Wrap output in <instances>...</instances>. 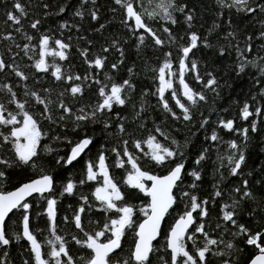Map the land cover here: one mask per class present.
<instances>
[{"label": "snow or ice", "instance_id": "1", "mask_svg": "<svg viewBox=\"0 0 264 264\" xmlns=\"http://www.w3.org/2000/svg\"><path fill=\"white\" fill-rule=\"evenodd\" d=\"M86 2L88 0H80L72 15L83 20L87 11L90 20L97 21L96 0H90L92 7L88 9L84 8ZM113 2L121 10L120 23L126 27L128 34L135 37L137 49L151 45L153 50H160L162 60L158 67L152 69L153 79L158 80V86L151 94L159 97V105L173 120L182 119L189 124L195 122L197 131L204 130V144L209 146L196 149L192 167L186 168L185 149L189 146V140L185 139L181 143L155 121L154 129H148L143 138L138 137L137 130L146 127L143 120L147 119L145 97L149 94L148 88H143L134 101L132 97L136 85L131 79L132 68L127 69L129 78H121L119 82L109 71L104 70L109 48L118 51L120 57L107 66L110 70H119L123 60L120 40L112 38L107 46L101 45L100 51L96 53H91L88 47L78 48L79 56L89 68L103 72V80L95 72L89 73L87 70L83 76L72 73L55 63L56 58L66 60L72 47L71 36L65 42L62 38L48 34V29L41 32L43 21L40 16L32 18L29 15L33 6L23 0H11L4 15L6 22H11L12 30L0 33V39L8 42L9 58L19 55L13 48L20 50L23 56L32 61L29 68L35 69L36 73H48L50 70L58 84L56 88L41 89L45 93L41 96L38 91L29 89L27 84L30 78L39 82L41 77L22 70L19 65L0 55V72L14 74L17 78L16 87L23 88L25 97H18L11 83L0 84V93H3V98H0V183L10 181L13 170L23 168L33 173V176L18 183L12 190H0V264H11L8 259L9 248L21 240L27 242L25 251L28 254V259H22L21 264H264V165H257L261 176L254 181V185H259L258 190L249 184L248 178L253 175L252 171L245 172L248 159L251 158L247 151L250 133H264V120H261L260 128L257 124V118H264V55L253 53L255 37L251 33H241L233 27V10L245 17H259L257 23L260 29L256 36L264 41V0H215V17L223 18L228 28L222 37H217L215 48L222 57L226 46H235L238 59L234 71L237 76L248 68L257 69L261 77L256 81L260 85L258 95L261 99L257 101L253 95L251 104L248 100L241 103L238 118L243 122L242 125H237L233 118L217 115L210 131V115L199 112V108L208 104L205 90L219 95L217 89L221 85L211 71L206 72L202 78L197 60H189V57L190 54L195 56L193 50L200 44L205 48L214 47L208 34L219 28L220 24L214 19L208 33L199 35L193 30L197 19L196 5L189 4L187 0H155L154 3L148 0L147 5L142 4L141 0ZM38 8L42 16L47 18L53 14L69 12L72 5L66 7L63 0H56L55 3L41 0ZM110 11L115 14L117 9L111 8ZM175 13H179L187 25L183 34L172 30L171 26L180 23ZM157 18L164 23L154 27L149 21H156ZM26 19L28 28L36 32L35 44L31 43L33 35L22 23ZM58 27L61 30H79L81 26L61 20ZM104 28L105 24L101 23L94 30L99 32ZM13 33L20 34L27 42L22 45L16 43ZM220 39L226 42V46L218 42ZM87 43L91 45L93 42L89 39ZM166 44L169 50L164 51ZM173 46L178 49L176 62L179 94L184 97V102L177 98L178 91L173 87ZM259 51L264 53V43L260 45ZM47 57H52L51 64ZM186 70L195 73L194 79L202 83L200 90L186 83ZM168 90H171V99L175 101L174 107L180 109L179 113L174 111L165 96ZM86 91L91 93V102L87 104L83 103ZM53 94L55 100L51 99ZM30 101L42 105V109L38 113L28 110ZM118 108L129 109V112L121 115L120 110H114ZM196 113H199L198 118ZM142 114H145L143 120ZM45 120L49 123L47 130L42 124ZM133 123L136 124L135 128L131 127ZM94 125L102 128L105 139L114 136L116 143L110 144L107 149L101 143L91 158L84 159V156L92 152L91 145L95 143V135L88 132V128ZM217 129L232 133L234 138L224 141ZM153 130L168 143L158 140ZM43 138L66 144L69 148L64 155L53 157L59 169L55 174L43 163L44 154L54 151L49 143H43ZM260 138L264 144V134ZM219 143L226 144L231 151L225 155L217 152L212 190L200 196L197 193L203 183V176L199 166L209 158L211 150ZM130 144L143 157H147L146 163L165 169L164 174H156L143 167L141 157L129 150ZM143 145L147 146V151L143 150ZM106 151L114 154V166L124 170L121 183L144 193L148 198L139 208L144 219L138 224L133 221L137 205L125 200L120 185L110 174ZM225 159L227 164L224 163ZM81 160L83 165L78 180H74L71 173L64 180H57L60 172L66 167H74ZM221 169L226 171L227 176ZM228 177H235L238 182L226 183ZM87 182H95L91 191L92 199L76 192L77 185L83 186ZM57 183L60 186L59 194L56 192ZM64 194L78 195L71 216L62 217L63 222L76 233L65 234L79 246L74 251L69 247L65 235L57 232V201ZM217 199L221 201L218 205ZM176 204H183L184 209L166 230L164 244L157 247L153 241L160 234L165 216L171 215L169 210ZM246 204L248 208H245ZM212 206H216L218 211L215 219ZM37 207L42 211H36ZM93 209L102 213L101 220L91 219ZM17 212L18 222L12 219ZM241 214L254 222L255 226L241 222ZM42 215L46 224L44 229L33 222L34 217L39 219ZM85 219L88 225L94 227L87 228ZM8 220L12 221L11 225L7 223ZM127 228H134L135 240L125 254L122 237ZM37 233H43L44 238L38 240ZM188 242H191V247ZM246 249L250 251L244 255ZM160 251L166 255H158Z\"/></svg>", "mask_w": 264, "mask_h": 264}, {"label": "trees", "instance_id": "2", "mask_svg": "<svg viewBox=\"0 0 264 264\" xmlns=\"http://www.w3.org/2000/svg\"><path fill=\"white\" fill-rule=\"evenodd\" d=\"M24 3L30 4L33 7L31 8L29 15L32 18H36V16H40L43 23L40 26V31L43 32L45 29H48V34L54 35L57 38H62L65 42H68L69 36H71V45L72 47L69 49V54L65 61H60L59 58L55 59V63L61 65L62 69H66L71 71L72 73L80 74L83 76L85 71L87 70L89 73H96L98 77L103 80V72H96L95 69L89 68L83 62V58L79 56L78 48L88 47L91 53H96L100 51L101 45L107 46L108 42L112 38H117L121 42V47L123 50V60L121 65L119 66V70H110L107 65L115 62L120 57V53L112 48H109L107 56V65L105 66V71H109L110 75L119 82L121 78H129V73L127 69L129 67L132 68V75L131 79L136 85L135 88V95H133L132 99L135 101L138 98V94L142 91L143 88H148L149 94L145 97L146 103V115L147 119L143 120L142 114L141 119L145 123L146 127L144 130H137L136 135L138 137L143 138L146 135L148 129H154L153 121H155L159 126L167 133H170L172 137H175L181 143L184 142L185 139L189 140V146L185 149L186 153V168L192 167V161L195 159L196 149H199L203 146H209L204 144V130L197 131L195 122L189 124L188 122H184L181 120H173L167 113L164 112L162 107L159 105L158 100L159 97L156 95H152L151 93L155 91L156 86H158V80L153 79V71L152 69L158 67L159 62L162 60V56L159 49L153 50L151 45L147 48L142 47L141 49H137L135 37L127 33V29L124 25L120 23L121 21V10L119 6L115 5L113 0H96L95 7L98 9V19L97 21H91L88 12L85 11L84 19L81 20L80 18L74 17L72 12L76 10V6L79 5L80 0H63V3L67 7L68 5H72V8L69 12L60 13L59 15H51L50 17L44 18L42 13L39 12V4L41 0H23ZM51 3H55L56 0H49ZM155 0H153V3ZM189 4L196 5V22L194 23L193 30L197 31L199 35L203 36L208 33L209 28L212 26L214 19L220 24V27L217 28L214 32L208 34V38L211 42H213V48H205L202 44L198 46L197 49H194L195 56L189 57V60L195 58L198 63V72L200 73L201 77L203 78L206 72L211 71L217 77L218 81L220 82V87L217 89L219 95L215 93L207 92L206 94L209 98L208 104L202 105L199 108V112H203L205 115H210V123L208 125V130L210 131L211 128L214 126L212 121H214L217 115H220L225 118H233L236 121L237 125H242L243 122L238 118V111L241 103L244 100H248L249 103H252L251 97L253 95L256 96V100L260 101V96L258 95L259 87L256 83L258 79H261L257 69L255 68H248L244 73L237 76L234 71V65L237 61L238 57L236 56L235 46L232 48H227L226 42L223 39H220L218 42L225 44L226 51L221 57L218 51L215 48V44L217 43V37L223 36V34L228 31L227 25L223 23V18L215 17V12L217 11L215 0H187ZM142 4L147 5L148 0H141ZM11 0H0V33H6L7 31H11L12 27H10L11 22H6L5 18V10L10 7ZM92 5L90 0L84 4V8L88 9L91 8ZM139 8V5H137ZM116 8L117 11L113 14L110 9ZM227 13V10H225ZM177 19L180 21L178 25H173L172 30L174 33L183 34L184 30L187 28V25L183 23L182 16L179 13H175ZM256 18L245 17L244 14H237L235 10H233V27L238 28L241 33H251L255 38L253 40V53L256 55H264V53L259 51V47L264 41H261L257 36L256 33L260 29V25L257 23ZM61 20H67L70 24L76 23L80 24V29L77 30L76 28L71 29H59L58 25ZM24 24V28L33 35L34 39L31 43H37L36 32L28 28L27 19L22 22ZM105 24V28L99 32L95 31L94 29L99 28V24ZM154 27L158 24L164 23L159 21L158 18L156 21H149ZM16 43L23 44L27 41L23 40V37L20 34L13 33ZM79 37H84V39H79ZM186 38V37H185ZM92 40V44L89 45L87 40ZM183 43V41H181ZM233 45H235V41H233ZM8 42L0 39V55H3L6 60L9 62H14L21 67L22 70L34 73L37 76H40L39 82L34 81L30 78L27 81L29 89H34L39 92L41 96H44L45 93L41 91V89L46 87H53L56 88L58 82L55 81V78L51 76V71L49 70L48 73H36L35 69H31L28 66L32 63L27 57L23 56V53L20 50L13 48L14 52H19V55L15 57L9 58L7 52ZM164 51L169 50L167 44L163 48ZM178 49L173 46V87L178 91V99H181L184 102V97L179 94V83H178V64L176 62V53ZM31 55V53H30ZM35 59V57H34ZM49 64L53 62L52 57H47ZM187 62V61H186ZM260 61H258L259 63ZM195 73H192L190 70L185 71V81L189 84L190 87L194 88L195 90H200L202 87V83H198L194 79ZM17 78L14 74H9V72H0V84L4 82H9L15 87V91L17 92L18 97H23V88L16 87ZM165 96L169 100L170 106L174 108V111L177 113L180 112V109L175 108V101L171 99V90L166 91ZM0 98H3V93H0ZM51 99L55 100L56 97L53 94ZM91 102V93L86 91L84 93V100L83 103H90ZM14 107V106H13ZM28 110L33 112H39L42 109V105H36L34 102L30 101L27 105ZM211 109V113L209 112ZM226 109V111H224ZM120 110L121 115H125L129 112V109H114ZM199 113H196L198 118ZM261 120L264 118H257L258 128L261 127ZM43 127L45 130L49 128L48 121L42 122ZM55 127V126H53ZM132 128L136 127V124H131ZM218 133L222 137L224 141L234 138L233 134L227 131H221L219 129ZM112 131V129H109ZM89 134L95 135V143L91 145L92 152L88 154V156H84V159L91 158L95 152L99 144L103 143L105 145V149L109 147L110 144H115L116 139L114 136L108 137L105 139L104 132L99 125H94L88 128ZM192 133H195L193 135ZM153 134L156 135L157 139L160 140L162 143H168L164 140V137L160 136L158 133H155L153 130ZM264 133H250L249 138V146L248 152L250 153V159H248L247 167L245 168V172L252 171L253 175L249 177V184L250 186H254L257 190L259 189V185H254V181L259 179L261 176V171L257 167V165H264V151H262V144L261 135ZM75 139V137H73ZM43 143H49L50 147L54 149L52 153H45V160L43 163L45 166H49L50 170L53 171L55 174L59 171L58 167L53 162V157L57 154L64 155L68 150V146L66 144H58L56 142L49 141L48 138H43ZM143 150L147 151V146L143 145ZM129 150L134 152L135 154L141 157V165L143 167L148 168L153 173L163 175L165 169L154 166L151 163H146L147 157H143L142 153L133 149L131 144L129 145ZM231 150L227 149L226 144L219 143L216 148L212 149L209 155V158L206 159L201 163L199 168L202 170L203 176V183L201 188L198 190V195L204 196L211 192L212 185L214 183L213 179V168L214 162L216 161L217 152L220 155H225L226 152H230ZM108 160L106 161L109 164V171L110 174L114 176L116 182L120 185L121 191L125 194V200L137 205V210L133 215L134 224H138L141 220L144 219L143 214L139 211V208L142 202L147 201V197L144 196L142 193H139L138 190L132 189L131 187L124 185L121 183L124 170L120 168H116L113 164L114 154H110L109 152H105ZM83 156V155H82ZM227 164V160L224 161ZM83 165V160L80 163H76L74 167H66V169L60 172V175L57 176V180H64L68 177L69 173L72 174V178L74 180H78L80 178L81 169ZM225 171L224 169H221ZM225 175L227 173L225 171ZM33 176V173L26 169H17L11 172L10 181H4L0 183V190L10 191L13 187L17 186L18 183L25 181L29 177ZM189 183L191 181H188ZM237 179L235 177H228L226 183L235 184L237 183ZM95 187V182H87L85 185L80 186L77 185L76 192L83 193L88 195L90 199L91 191ZM223 187V185H222ZM187 190V189H185ZM60 186L59 183L56 185V192L59 194ZM31 201V198H30ZM78 195H71L64 194L60 196L57 201V232L58 234L65 235L66 233H73V228L70 227L68 224L64 223L62 217L65 215L71 216L72 208L77 205ZM221 201L217 199V205ZM213 210V218L218 214L216 210V206H212ZM245 208H248V205H245ZM184 209L183 204H176L173 206V209H170L171 215H166L163 227L161 229L159 239L154 243L155 246L161 247L164 244V236L166 230L168 229L169 225L174 222V219L177 217L178 213ZM36 211H42L40 208H35ZM15 211V210H14ZM110 214V213H109ZM11 215V214H10ZM195 215V214H194ZM19 212H17L16 216H13V220H17L18 222ZM92 220H101L102 213L97 210L93 209L91 213ZM33 222L36 224L37 227L44 229L46 227L45 218L43 215L36 219L33 218ZM241 222L246 224L252 223L255 226V223L250 221L247 217L241 214ZM7 223L9 225L12 224L11 220H8ZM85 224L87 228H92L94 225H88L87 219H85ZM199 235V234H197ZM38 240H42L44 238L43 233H37ZM227 238V237H226ZM65 239L69 241V247L73 249V251L78 248L73 241L70 240L69 235H65ZM135 240V230L134 228H127L126 234L122 237V246L124 249V253L126 254L129 248L133 245ZM27 246V242L21 240L19 244L13 243L9 248V257L8 259L11 261V264H21L22 259H28L27 251L25 248ZM188 246L191 247V242H188ZM250 249H246L244 255H247ZM79 253H77L78 255ZM158 255H166L164 251H160Z\"/></svg>", "mask_w": 264, "mask_h": 264}, {"label": "water", "instance_id": "3", "mask_svg": "<svg viewBox=\"0 0 264 264\" xmlns=\"http://www.w3.org/2000/svg\"><path fill=\"white\" fill-rule=\"evenodd\" d=\"M82 155H83V154H82ZM78 159H79V158H78ZM142 194L145 196L144 193H142ZM34 196H35V194H34ZM29 199H30V198H29ZM165 218H166V216H165ZM165 218H164V220L162 221L161 229H162V227H163V224H164ZM160 233H161V231H160ZM159 237H160V234L157 236L156 240L153 241V244L159 239ZM168 251L170 252V250H168Z\"/></svg>", "mask_w": 264, "mask_h": 264}, {"label": "bare ground", "instance_id": "4", "mask_svg": "<svg viewBox=\"0 0 264 264\" xmlns=\"http://www.w3.org/2000/svg\"><path fill=\"white\" fill-rule=\"evenodd\" d=\"M7 219V218H6Z\"/></svg>", "mask_w": 264, "mask_h": 264}]
</instances>
